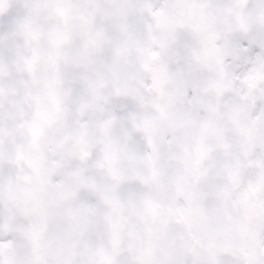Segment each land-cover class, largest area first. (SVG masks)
<instances>
[{
	"label": "snow or ice",
	"instance_id": "obj_1",
	"mask_svg": "<svg viewBox=\"0 0 264 264\" xmlns=\"http://www.w3.org/2000/svg\"><path fill=\"white\" fill-rule=\"evenodd\" d=\"M0 264H264V0H0Z\"/></svg>",
	"mask_w": 264,
	"mask_h": 264
}]
</instances>
